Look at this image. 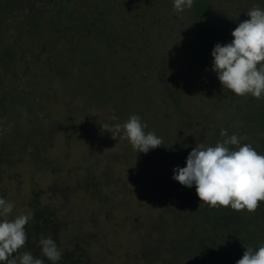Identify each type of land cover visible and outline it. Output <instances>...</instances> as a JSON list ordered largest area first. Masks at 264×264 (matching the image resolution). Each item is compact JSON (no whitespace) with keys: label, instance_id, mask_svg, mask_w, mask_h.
<instances>
[{"label":"rangeland","instance_id":"obj_1","mask_svg":"<svg viewBox=\"0 0 264 264\" xmlns=\"http://www.w3.org/2000/svg\"><path fill=\"white\" fill-rule=\"evenodd\" d=\"M168 1L173 5L172 0H161ZM148 2L151 4V0H0V12L4 11L1 7H8L0 15V52L22 56L19 72L27 79L36 72L41 75L39 82L44 81L47 74H53L52 64L57 61L65 73L55 80L45 111L29 107L28 112L26 106L15 117L11 108L9 116L14 115L15 123L0 120V140L12 132L22 134L19 150L10 156L6 148L0 153V198L13 203L8 217L13 219L31 211L35 190L47 192L55 184L70 188L67 196L53 199L47 192L42 204L58 208L67 223L61 249L73 252L75 245L83 247V255L77 254L83 264H151L145 255L148 250L151 255L160 244L157 223L169 226L176 237L186 236L185 227L194 225L198 206L191 193H185L172 179L173 169L186 166V158L197 144L212 145L210 141L222 129L240 134L236 124L248 119L247 112L263 102V98L240 97L222 89L216 75L211 88L196 78L198 69L192 56L195 24L190 9L177 13L173 6L167 10L158 3L152 13L148 11L158 21L155 27L147 22L142 27L135 25V31L144 35L140 39L151 36L156 44L150 57L161 60L156 68L141 73L144 57L139 43L121 32ZM254 7L264 9V0H214L216 34L230 42L232 31L248 19L246 13ZM37 15L42 17L41 24ZM92 23L123 37L124 44L103 48L112 58L110 66L94 68L97 54L88 56L97 52L94 47L99 43L95 30H86ZM159 33L163 35L159 37ZM130 45H134L132 53L127 55L132 60L124 59ZM77 46L79 53L74 52ZM41 53L49 60H32ZM164 65L174 88L182 84L178 96L186 107L181 111L174 104H156L147 116L144 101L160 99L163 89L157 76ZM26 68L30 71L25 72ZM144 74L147 80L142 79ZM122 77L130 83H121ZM97 82L106 87L102 89ZM129 87L134 90L131 95ZM132 115L147 125L146 132L162 138V146L147 154L137 153L128 140L112 138L109 128ZM202 134L205 140H201ZM177 216L186 221H178ZM169 239L161 243V254L174 263Z\"/></svg>","mask_w":264,"mask_h":264},{"label":"trees","instance_id":"obj_2","mask_svg":"<svg viewBox=\"0 0 264 264\" xmlns=\"http://www.w3.org/2000/svg\"><path fill=\"white\" fill-rule=\"evenodd\" d=\"M134 3L136 4V1H134ZM158 3L160 5L163 4V6H161L167 10L173 6L170 5L171 3L169 1L162 3L161 0H151V4L148 2V5L142 8V13L137 12V15H134L136 19L131 24L134 27V30H129V26L131 25H128V28L126 29L125 26L122 28L121 32L123 37H135L139 43L140 56L143 55L144 57V64L143 68L141 69V73L145 72L147 69L151 70L156 68L161 60L157 59L156 55H153V58L150 57L152 56L151 53L155 54L152 51V45L155 46L156 44L151 40V36L146 37L148 38L146 41L140 39V36L143 35V33L135 31V25L142 27L144 26V23L147 22L155 27L158 24V21L153 16H151L148 11L152 13L154 7L158 6L156 5ZM166 3L170 6H168ZM1 8L4 9V11L0 12V15H5L8 7L4 6V8ZM213 8L214 0H194V3L190 8V13L195 24L193 37L196 44L192 49V56L195 59L196 68L198 69L197 72H195V76L200 82L205 83L208 88H211L215 84V81L213 80L215 73L211 70V51L217 43L222 45L227 43L223 36L218 35V33L216 34L215 32V14ZM36 17V19L40 20L41 24L42 17L39 15ZM40 24H37L38 28ZM98 24L101 25V23ZM37 26L35 25L33 29L36 30ZM94 26L95 25H93V23L92 27L90 24H88L86 30L88 32H92L93 29L95 30V39L99 43L94 48H96L98 53L92 52L88 56L91 55V57H95L97 54L94 68L110 66L112 58L109 52L104 54L105 51L103 48L112 43L124 44L121 39L123 37L121 35L117 36L115 30L113 29H111L112 32L109 33L110 30H107L106 28H95ZM150 32H152V29ZM139 33L140 35L138 36ZM162 35L163 33H159V37ZM88 37L89 36L80 37V39L81 41L85 42L84 40H86ZM131 46L134 45H130L127 48L124 59H126L128 56V52L132 53V50H130ZM80 51L81 49L79 46H77L74 50L76 53H79ZM0 55L4 56H0V109L2 110L0 111V120L6 119L14 122L16 120L15 117H17L19 111L21 110L20 108L26 106L28 107V112L29 107L33 109H38V107H40L41 111H45L49 100L52 99V94L49 92L53 89V86H55V80L65 76L64 71L60 69V62L57 61L55 65L53 63V74H47L46 76L48 78L42 82H39L41 78L39 73L31 72V75L28 76L29 79H27L25 78V75L23 76V74L19 72L18 63L19 61H21V63L24 61L22 56L17 54H9L7 50H2ZM19 57L21 58L17 59ZM38 58L47 59V56L41 53L40 55L33 57L32 60H37ZM129 60L132 59L129 57ZM25 62L27 65L28 62ZM88 64L89 63H87V65ZM164 67H166V65H164L160 71H158L157 76L158 84L162 87L163 92L159 100L148 99L144 101V109L146 110L145 113L154 111L156 104H158L160 107L162 103H165L166 105L174 104L175 107L181 111H184L186 107L185 101H182L180 96H178V93H181L180 89L182 88V84L176 82L179 84L177 91L174 88L175 84H172V80L166 74ZM27 71H30V69L26 68L25 72ZM123 78L124 77H122V79ZM122 79H120L121 83H130L128 80L124 81V79ZM142 79L147 80V74H144ZM96 84L102 89L106 87H104L103 84L99 82ZM133 84L134 83H131V85ZM122 88L123 87L120 86V89ZM122 90L124 92V89ZM133 92L134 90H131L129 87V91L127 93H130L131 95ZM153 93L154 92H152L151 95H153ZM132 103L134 105V102ZM130 105L131 107H135L132 104ZM11 108H13V111L16 113L15 117L14 115L13 117L9 116ZM151 113H148L147 116H150ZM246 117L248 119L245 118L244 120L239 121V124H236V128L240 134L238 132L229 133L230 130H227L229 136L232 134H237L241 137H246V139H243L241 143L250 144L258 153L264 155V98L260 106H256V109H251L247 112ZM12 133L13 134L8 135L6 138L3 137V139L0 140V153L5 152L4 149L6 148L8 150L7 156H10L11 153H15L13 150L16 148L18 150L21 148L19 144L21 141L19 138L21 133ZM54 134L55 133H52L51 136H48L47 138L51 140ZM205 138V135L202 134L201 140H205ZM222 139L223 138L220 137V134L216 136L214 135V138L210 141L212 145L209 144V146H215V144ZM23 150L24 147H22L21 151ZM58 186V184H55L47 191L51 198L60 194L67 196V192L70 191V188L62 189ZM181 188L185 191V193H191V199L197 201L198 206L200 201L196 195L195 187L193 186L191 189H189L181 185ZM47 192L37 190L33 192L30 200L32 219L25 226L27 241L24 247L19 250V253L22 254L23 252H31L34 257L43 259L44 264H51L50 261L42 256L41 248L39 246V241L42 238L51 237L56 242L62 253V258L58 264H83V258H78L77 255H83V247L74 244L75 248L73 252L61 249V246L63 245L62 234L64 229H66L67 223L59 215L58 208L51 205L42 204V196L44 194L47 195ZM182 218H184L186 221V217H175V219H178V221H180ZM193 221V226L189 228L185 227L188 229V231L185 233L186 236L182 237L174 236L173 230H170L169 226L167 227L161 223H157L155 233H157V236H159L160 244H158L156 248L152 249L154 252L151 255H148L150 250L146 251L145 256L148 261L151 262V264H170L172 262V260L167 259L161 254V250L164 249L162 248L161 243L169 237V241L172 242L170 253L173 255L172 257H174V263L171 264H236V262L242 258L243 253L246 250L245 247L251 246L256 248L259 246H264V202H261L260 206L254 212H248L246 210L236 212L230 207L213 208L201 204L199 210H197L194 216ZM184 238H186V242H183Z\"/></svg>","mask_w":264,"mask_h":264},{"label":"clouds","instance_id":"obj_3","mask_svg":"<svg viewBox=\"0 0 264 264\" xmlns=\"http://www.w3.org/2000/svg\"><path fill=\"white\" fill-rule=\"evenodd\" d=\"M193 3L194 0H172L177 13L190 9ZM246 15L248 19L232 31L230 42L213 47L211 70L222 89L259 100L264 98V9L254 7ZM146 127L139 116L132 115L123 124L110 127L108 132L115 140L117 136L128 140L137 153L147 154L162 146L163 141L154 132H146ZM220 137L223 139L215 146L197 144L187 156L186 166L173 169L172 179L186 188L195 187L200 201L198 210L204 204L254 212L264 202V155L250 144H242L246 137L229 136L224 129ZM13 208V203L0 198V264H44L43 259L31 252L19 253L27 241L25 226L32 213L8 219ZM39 246L43 257L51 264H58L62 253L51 237L42 238ZM245 249L236 264H264V246Z\"/></svg>","mask_w":264,"mask_h":264}]
</instances>
